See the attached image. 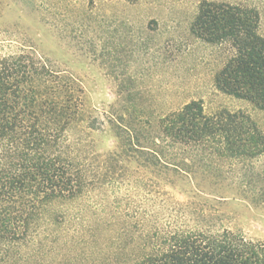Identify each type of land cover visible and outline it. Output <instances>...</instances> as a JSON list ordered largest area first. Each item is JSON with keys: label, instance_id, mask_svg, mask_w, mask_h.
<instances>
[{"label": "trees", "instance_id": "16d2710c", "mask_svg": "<svg viewBox=\"0 0 264 264\" xmlns=\"http://www.w3.org/2000/svg\"><path fill=\"white\" fill-rule=\"evenodd\" d=\"M260 21L203 1L191 32L231 47L215 87L264 113ZM118 95L115 150L99 153L81 83L31 50L0 54V264H264V244L222 210L230 197L264 205L259 122L202 101L143 119L134 87Z\"/></svg>", "mask_w": 264, "mask_h": 264}, {"label": "rangeland", "instance_id": "374dc122", "mask_svg": "<svg viewBox=\"0 0 264 264\" xmlns=\"http://www.w3.org/2000/svg\"><path fill=\"white\" fill-rule=\"evenodd\" d=\"M203 1L256 9L264 37V0H0V54L31 50L80 82L85 114L98 120L99 153L115 150L108 120L121 105L122 84L134 87L143 119L202 101L207 114L243 111L264 128L263 112L215 87L233 50L192 34ZM222 210L226 227L264 244L263 204L230 197Z\"/></svg>", "mask_w": 264, "mask_h": 264}]
</instances>
